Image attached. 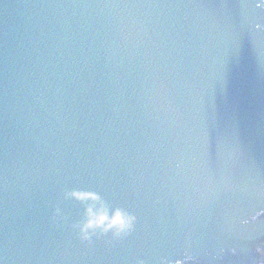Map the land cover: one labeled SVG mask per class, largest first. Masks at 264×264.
Returning <instances> with one entry per match:
<instances>
[{
    "label": "water",
    "instance_id": "95a60500",
    "mask_svg": "<svg viewBox=\"0 0 264 264\" xmlns=\"http://www.w3.org/2000/svg\"><path fill=\"white\" fill-rule=\"evenodd\" d=\"M260 209L264 0H0V264H257Z\"/></svg>",
    "mask_w": 264,
    "mask_h": 264
},
{
    "label": "clouds",
    "instance_id": "9594fccd",
    "mask_svg": "<svg viewBox=\"0 0 264 264\" xmlns=\"http://www.w3.org/2000/svg\"><path fill=\"white\" fill-rule=\"evenodd\" d=\"M69 197L81 202L88 201L85 204L82 219L70 224V227L81 241L91 243L93 237L100 238L105 235H110L112 239L116 240L127 237L134 231L137 216L132 211L121 207H115L109 215L108 204L98 192L70 188L62 192V198L67 199ZM261 214H264V209L258 210L252 219ZM51 218L53 221H63L65 219L60 207L53 208ZM243 223H247V221H243ZM257 252H261L259 247H257ZM193 259L191 253L185 252L182 257L174 260H168L162 256L160 257V264H187L188 261H193ZM137 264H145V261L140 259ZM257 264H264V260H259Z\"/></svg>",
    "mask_w": 264,
    "mask_h": 264
}]
</instances>
